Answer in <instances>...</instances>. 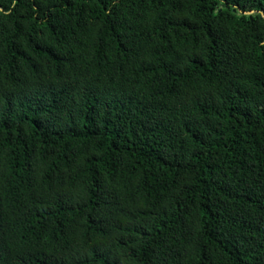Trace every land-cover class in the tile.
Segmentation results:
<instances>
[{"label":"trees","instance_id":"1","mask_svg":"<svg viewBox=\"0 0 264 264\" xmlns=\"http://www.w3.org/2000/svg\"><path fill=\"white\" fill-rule=\"evenodd\" d=\"M0 264H264V0H0Z\"/></svg>","mask_w":264,"mask_h":264}]
</instances>
